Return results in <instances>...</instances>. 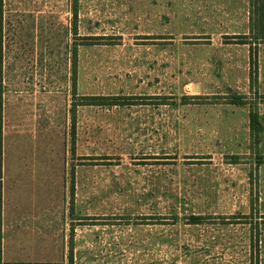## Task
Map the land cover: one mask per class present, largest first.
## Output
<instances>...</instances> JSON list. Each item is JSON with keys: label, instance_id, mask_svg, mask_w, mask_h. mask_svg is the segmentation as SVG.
Listing matches in <instances>:
<instances>
[{"label": "rangeland", "instance_id": "obj_1", "mask_svg": "<svg viewBox=\"0 0 264 264\" xmlns=\"http://www.w3.org/2000/svg\"><path fill=\"white\" fill-rule=\"evenodd\" d=\"M4 4L8 211L20 161L50 159L53 236L74 264H264V41L248 37L249 0Z\"/></svg>", "mask_w": 264, "mask_h": 264}, {"label": "crops", "instance_id": "obj_2", "mask_svg": "<svg viewBox=\"0 0 264 264\" xmlns=\"http://www.w3.org/2000/svg\"><path fill=\"white\" fill-rule=\"evenodd\" d=\"M25 159L20 161V166L27 167L13 174L9 211L4 202L6 179L3 177V259L6 263L69 264L67 254L71 247L67 235L59 242L53 236L59 220L53 218L51 160ZM46 161L47 173L43 167Z\"/></svg>", "mask_w": 264, "mask_h": 264}, {"label": "trees", "instance_id": "obj_3", "mask_svg": "<svg viewBox=\"0 0 264 264\" xmlns=\"http://www.w3.org/2000/svg\"><path fill=\"white\" fill-rule=\"evenodd\" d=\"M250 2V34L249 38L252 40L264 41V0H249ZM245 36L244 39L248 38ZM91 38L84 37V46L95 45L89 42ZM242 44L249 45L250 59L253 68L257 66V44L256 42H241ZM4 59H5V4L4 0H0V264H32V263H5L3 259V105H4ZM255 78V70L251 73ZM84 104L82 105H125L121 102H106L109 98L99 97H85ZM118 99V98H112ZM89 101V102H88ZM102 101V102H98ZM104 101V102H103ZM117 101V100H115ZM232 104L244 105L241 98H236ZM250 130L252 136H258L261 131V122L259 114L254 109L250 111ZM191 221L193 224H199V217L192 216ZM73 258L69 257V264L73 263ZM38 264V263H35Z\"/></svg>", "mask_w": 264, "mask_h": 264}]
</instances>
